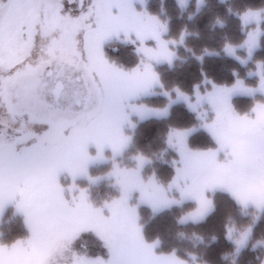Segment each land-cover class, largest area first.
<instances>
[{
	"label": "snow or ice",
	"instance_id": "6c2138e0",
	"mask_svg": "<svg viewBox=\"0 0 264 264\" xmlns=\"http://www.w3.org/2000/svg\"><path fill=\"white\" fill-rule=\"evenodd\" d=\"M137 2L144 4L88 0L85 9L80 0V13L73 16L65 12V0H0V111L7 116L0 119V212L12 206L27 230L22 239L0 243V264H56L65 253H71V264H186L174 252H158V241L145 239L140 205L156 212L189 203L179 223L198 224L214 210L209 193L220 191L242 211L255 209L254 221L264 213V100H255L264 96V62L257 61L250 73L257 77L255 87L242 79L231 86L206 81L211 89L201 94L197 88L194 103L177 87L162 92L168 101L163 107L138 104L156 88L163 90L155 66L172 64L170 45L183 44L187 33L179 41L166 39L167 25L146 8L137 9ZM178 3L183 8L187 0ZM239 19L248 29L245 39L225 43L223 51L244 63L238 49L251 59L260 47L264 8L248 9ZM113 39L136 46L135 67L109 61L104 46ZM235 95L253 98L247 112L236 111ZM178 102L199 123L169 129L166 144L177 159L166 187L154 175L143 176L151 163L143 155L134 157V167L116 163L131 142L125 130L135 127L133 116L164 119ZM200 130L214 147L190 146L189 138ZM107 160L118 195L97 206L77 181L96 183L100 177H92L90 167ZM64 177L71 184L65 186ZM83 233L102 242L105 257L73 251ZM251 233V225L239 232L230 226L225 238L239 251Z\"/></svg>",
	"mask_w": 264,
	"mask_h": 264
},
{
	"label": "trees",
	"instance_id": "16d2710c",
	"mask_svg": "<svg viewBox=\"0 0 264 264\" xmlns=\"http://www.w3.org/2000/svg\"><path fill=\"white\" fill-rule=\"evenodd\" d=\"M260 8H264V0H187L183 8L178 0H154L148 10L167 23L168 38L178 41L182 32L187 33L183 44L175 47L177 59L171 65L156 67L164 87L163 90L156 88L155 92L178 87L193 98L197 88L200 92L211 89V84L206 81L231 86L236 79H242L247 85L255 86L257 78L248 77V73L257 61L264 62V36L251 59L244 50L238 49L237 54L246 60L244 63L226 55L223 47L225 43L238 45L245 39L248 29L241 28L239 15L248 9ZM162 11L164 13L160 14ZM261 28L264 29V23ZM106 55L110 62L123 68L137 64L131 46L122 45L114 51L107 49ZM197 57H202V60ZM172 96L175 97L174 92ZM167 102V98L159 94L143 100L146 106L152 108L163 107ZM231 102L236 111L244 113L254 101L253 98L234 97ZM198 123L195 114L183 103L174 104L167 118H149L136 125L126 155H143L150 159L151 163L143 171L144 177L154 175L162 185H166L174 175L172 162L177 157L174 151L167 148L169 129L189 128ZM189 144L193 149L214 147L213 141L203 130L195 132L189 138ZM98 173L95 169L91 170L93 176ZM99 190L102 196L112 193L102 187ZM95 194L92 191V195ZM210 198L214 202V210L198 224L179 223V218L192 206L189 203L157 213L146 206L139 207V223L145 239L150 243L158 241V252H174L180 259L192 261V264H262L264 247L257 243H264V213L254 221L255 211H242L227 193L215 192ZM249 225L252 226V233L248 243L237 251L225 238L226 227L235 226L237 231H243ZM26 236L23 218L8 208L0 224V243H11ZM99 250L92 251V255H101Z\"/></svg>",
	"mask_w": 264,
	"mask_h": 264
},
{
	"label": "rangeland",
	"instance_id": "374dc122",
	"mask_svg": "<svg viewBox=\"0 0 264 264\" xmlns=\"http://www.w3.org/2000/svg\"><path fill=\"white\" fill-rule=\"evenodd\" d=\"M154 0H144V4L141 5L139 2L136 3V7L137 9H140L141 7H144L146 8L147 12L149 14H151V12L148 10L149 6H151L152 2ZM77 0H73L72 3H68V0H65V7H64V10L66 13H69L73 16H76L80 13V10L81 9H78V6H77ZM87 4H88V0H84V7L85 9L87 8ZM164 13V11H162L160 14ZM153 16H156L159 18V20L165 24H167L166 22L163 21L162 18H160L158 15H155V14H151ZM250 27H254V25L250 26ZM261 27V25H260ZM168 28V26H167ZM168 35H169V30L166 34V39H169L168 38ZM179 41V40H178ZM123 47H126V46H131L132 47V50L134 51V54L135 56L137 57V63L139 61V57L136 53V46L133 45L132 43H125V42H122V40H117V39H113L109 42H107L104 46V52L105 54L107 53V49H111L112 51L115 50L116 47H119V46H122ZM178 45H180V43H177L176 45H170V48H172V50L175 52L176 54V49L175 47H177ZM247 56V55H246ZM107 57V55H106ZM177 59V55H175V59L173 60V62ZM243 59V58H242ZM244 60V59H243ZM246 61V60H244ZM172 62V63H173ZM115 64V63H114ZM164 64H167V63H162V64H159V65H156L155 66V70H156V67L160 66V65H164ZM118 67H121L119 66L118 64H116ZM169 65V64H168ZM135 67V66H134ZM123 68V67H122ZM133 68V67H131ZM131 68H124L126 70H130ZM256 70V65L252 68V70L248 73V77H256L254 74L253 75H250V73H254ZM257 78V77H256ZM257 84V82H256ZM256 86V85H255ZM253 86V87H255ZM155 91V90H154ZM205 92V91H204ZM204 92H201V94H203ZM162 95V92H155L154 95H149V96H144V97H141L138 101H136V103L138 104H144L143 103V100L146 99V98H149V97H152V96H156V95ZM165 97V96H164ZM234 97H248V96H243V95H235L232 97V99ZM256 97H262L264 100V96H261L259 94H257ZM255 97V98H256ZM175 98V97H174ZM248 98H251V97H248ZM192 99V102L194 103L195 102V94L193 96ZM178 103H183V102H178ZM177 104V103H176ZM184 104V103H183ZM146 105V104H144ZM185 105V104H184ZM186 106V105H185ZM187 107V106H186ZM206 107V105H205ZM195 114V113H194ZM150 118H155V117H150ZM0 119H7V116H6V113H4L3 111H0ZM146 119H149V118H146ZM144 119V120H146ZM132 120H133V123L135 124V127L136 125L141 122V121H144V120H139L138 118H136L135 116L132 117ZM134 128H126V134L127 135H130L131 136V133L132 131L135 129ZM131 143V142H130ZM130 146V144H129ZM129 146L128 148L120 155L116 158V163H118L121 167H134L135 166V160H134V157H136L137 155H132V156H129V155H126L128 149H129ZM168 148V147H167ZM169 150L173 151L172 149L168 148ZM148 159V158H147ZM177 159V157H176ZM150 160V159H148ZM175 160V159H174ZM173 164V163H172ZM147 165V164H146ZM146 165L144 166L143 168V171L146 167ZM101 168H106L104 170H101ZM97 170L99 173L98 175L96 176H93L91 174V170ZM112 169V161L111 160H107V161H100V162H97L96 164L92 165L90 167V175L92 177H100V179L94 183V184H89V182L86 180V179H80L77 181V183L79 184L80 187H87L89 189V196H90V199L91 201L97 205V206H100L102 205L105 201H109L111 200L112 198L116 197L118 195V190L116 187L113 186V181L108 177V173L111 171ZM143 171H142V174H143ZM144 176V175H143ZM150 177V176H149ZM145 178H148V177H145ZM62 183L67 186L69 184H71V178L70 177H64L62 178ZM165 187L167 186L164 185ZM100 187H102V189H105L106 191H109L111 194H105V196L103 195L102 196V193L100 194ZM95 189V190H94ZM92 191H95V196L92 195ZM217 192H220V191H217ZM214 193H209V196L212 195ZM173 195H176V193H173ZM132 203L135 204L136 203V199L134 197V199L132 200ZM182 205V204H181ZM141 206H145V205H140L139 207ZM174 206H179V205H174ZM148 207V206H146ZM8 208H12L14 213L15 212V209L12 207V206H8L7 208H5L2 212H0V224H1V221H2V216L3 214L5 213V211L8 209ZM153 213H157V212H160V211H156L154 212L150 207H148ZM139 209V208H138ZM168 209V208H167ZM249 209H252V211L255 209L253 208H249ZM248 210V209H247ZM256 213V212H255ZM17 214V213H16ZM19 215V214H18ZM239 232V231H238ZM96 241L98 243H96ZM257 244L261 245L264 247V243L263 242H258ZM96 248V249H95ZM101 248V249H100ZM100 249V250H99ZM94 250H99L101 252V255L99 256H95V255H92V251ZM241 250V249H240ZM73 251H75L76 253L80 254V255H85V256H88L90 258H96V257H105L106 255V250L105 248L103 247V244L102 242L92 233H83L80 235V237L74 242L73 244ZM99 252V253H100ZM186 264H192V261H185ZM56 264H71V253H65L62 257H57L56 259ZM262 264H264V259H263V262Z\"/></svg>",
	"mask_w": 264,
	"mask_h": 264
},
{
	"label": "water",
	"instance_id": "95a60500",
	"mask_svg": "<svg viewBox=\"0 0 264 264\" xmlns=\"http://www.w3.org/2000/svg\"><path fill=\"white\" fill-rule=\"evenodd\" d=\"M77 6H78V9H80V0H77Z\"/></svg>",
	"mask_w": 264,
	"mask_h": 264
}]
</instances>
